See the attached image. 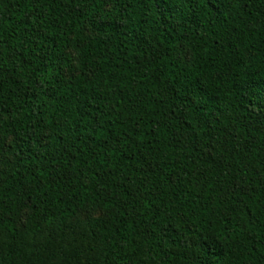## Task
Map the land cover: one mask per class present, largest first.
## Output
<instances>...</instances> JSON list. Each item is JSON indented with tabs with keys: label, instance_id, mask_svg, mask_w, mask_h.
<instances>
[{
	"label": "trees",
	"instance_id": "16d2710c",
	"mask_svg": "<svg viewBox=\"0 0 264 264\" xmlns=\"http://www.w3.org/2000/svg\"><path fill=\"white\" fill-rule=\"evenodd\" d=\"M0 264H264V0H0Z\"/></svg>",
	"mask_w": 264,
	"mask_h": 264
}]
</instances>
